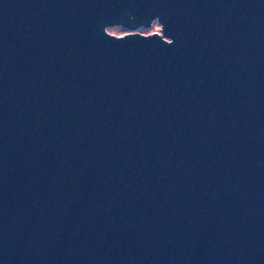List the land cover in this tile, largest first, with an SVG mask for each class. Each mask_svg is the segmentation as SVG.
<instances>
[{"label":"water","instance_id":"1","mask_svg":"<svg viewBox=\"0 0 264 264\" xmlns=\"http://www.w3.org/2000/svg\"><path fill=\"white\" fill-rule=\"evenodd\" d=\"M0 264H264V0H0Z\"/></svg>","mask_w":264,"mask_h":264},{"label":"rangeland","instance_id":"2","mask_svg":"<svg viewBox=\"0 0 264 264\" xmlns=\"http://www.w3.org/2000/svg\"><path fill=\"white\" fill-rule=\"evenodd\" d=\"M109 33L116 34V35H124L126 33H129L128 30L121 28L119 26H111L106 29ZM160 25L155 21L152 23V25L149 28L141 27L137 31L142 34H150L154 32H159Z\"/></svg>","mask_w":264,"mask_h":264},{"label":"flooded vegetation","instance_id":"3","mask_svg":"<svg viewBox=\"0 0 264 264\" xmlns=\"http://www.w3.org/2000/svg\"><path fill=\"white\" fill-rule=\"evenodd\" d=\"M155 21H156V20H154L153 22H155ZM153 22H152V23H153ZM156 22H157V21H156ZM157 23H158V22H157ZM158 24H159V23H158Z\"/></svg>","mask_w":264,"mask_h":264}]
</instances>
